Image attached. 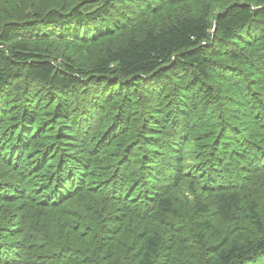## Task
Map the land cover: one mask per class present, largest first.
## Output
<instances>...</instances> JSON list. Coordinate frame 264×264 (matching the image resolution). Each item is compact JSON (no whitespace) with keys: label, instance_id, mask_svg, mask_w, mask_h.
I'll return each mask as SVG.
<instances>
[{"label":"trees","instance_id":"obj_1","mask_svg":"<svg viewBox=\"0 0 264 264\" xmlns=\"http://www.w3.org/2000/svg\"><path fill=\"white\" fill-rule=\"evenodd\" d=\"M0 264H264V0H0Z\"/></svg>","mask_w":264,"mask_h":264}]
</instances>
